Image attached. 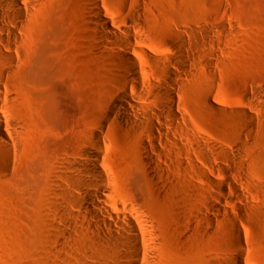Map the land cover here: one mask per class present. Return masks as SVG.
Segmentation results:
<instances>
[{
	"label": "rangeland",
	"instance_id": "1",
	"mask_svg": "<svg viewBox=\"0 0 264 264\" xmlns=\"http://www.w3.org/2000/svg\"><path fill=\"white\" fill-rule=\"evenodd\" d=\"M12 1L0 0V47L9 57L0 55V120L15 153L10 173L0 164V264H113L94 255L86 207L68 186L78 175L68 164L97 150L94 135L112 199L140 207L158 226L159 264H235L237 255L264 264V160L256 153L264 150V0H99L120 29L134 18L136 56L156 58L153 83L168 75L159 60L176 58L183 68L172 69L184 121L165 119L172 152L160 150L173 164L165 184L141 161L139 136L104 121L114 82L110 61L93 49L101 43L89 24L95 0H19L21 12ZM140 104L141 115L154 116L152 93ZM216 199L228 214L208 229L202 220ZM192 218L202 235L193 236Z\"/></svg>",
	"mask_w": 264,
	"mask_h": 264
},
{
	"label": "bare ground",
	"instance_id": "2",
	"mask_svg": "<svg viewBox=\"0 0 264 264\" xmlns=\"http://www.w3.org/2000/svg\"><path fill=\"white\" fill-rule=\"evenodd\" d=\"M123 2L127 5L131 3V0ZM12 4L21 12L19 0L12 1ZM91 15L90 27L93 28L101 41V43H94L93 49L99 53L103 60L110 61L112 69L110 80L114 82L110 89L111 108L105 112L104 121L112 119L117 129L139 136V150L146 156H142L141 161L145 165H149L162 184H165L167 171L173 165L166 160L165 153L160 150L164 147L166 151L172 152V147L168 144V140H171V133L166 130L165 119L171 117L177 124L184 121L175 108L178 103V90L173 83L172 76H175V72L172 69L176 68L178 72L183 73V68L179 67L176 58H172L168 62L159 60L158 62L162 64L168 75L162 78L158 84L153 83L149 76L151 72L149 68L156 58L145 53L144 57L148 61L145 62L136 56L138 54L135 51V44L138 37L132 34V30L137 27L134 24V18H130L129 29H120L117 23L105 14L99 0H95L91 8ZM2 17L0 16V21L3 19ZM0 55L9 59L2 47H0ZM181 59L187 61L184 54H181ZM149 93H152L158 107L153 109L154 116L147 119L137 110L141 107L140 101ZM245 117L249 122H254L253 116L249 113H245ZM5 124V121L0 120V164L5 173H10L12 169L10 161L15 153L10 146ZM105 126V123L102 124L100 129L104 131ZM149 133L152 137H149ZM240 136L253 139L250 132L243 131ZM90 145L97 150H85L81 155L82 161L68 164L73 171L78 173L75 178L71 179L68 186L70 190H78L81 196H72V200L77 204H84L86 207L87 213L83 215L82 220L86 228V236L95 245L94 255L96 257L109 256V260L113 264H159L156 258L157 245L161 237L158 226L146 216L140 207L133 204L121 206L112 199L110 196L111 179L103 162L102 137L94 135ZM175 145L177 144L175 143ZM242 151H238L239 155ZM256 153L263 161L264 150H258ZM216 187L223 196H228L224 185L217 184ZM216 200L215 205L206 208L210 215L204 221L202 220L208 229H213L214 222L218 221V215L221 212L227 213L224 204L220 200ZM91 217L94 220H90ZM198 219L197 221H199ZM229 220L233 223L236 241L241 244L242 229L233 218ZM197 221L194 218L189 221L194 237H197L203 228L201 222L198 224ZM61 232L65 238L71 235L65 228L61 229ZM235 264H242V255H237Z\"/></svg>",
	"mask_w": 264,
	"mask_h": 264
}]
</instances>
